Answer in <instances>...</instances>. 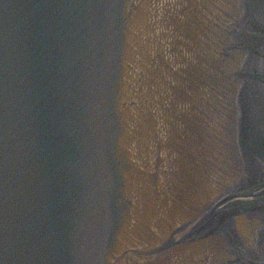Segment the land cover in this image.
Listing matches in <instances>:
<instances>
[{
  "label": "water",
  "instance_id": "1",
  "mask_svg": "<svg viewBox=\"0 0 264 264\" xmlns=\"http://www.w3.org/2000/svg\"><path fill=\"white\" fill-rule=\"evenodd\" d=\"M168 1L0 0V264H166L161 123L188 119Z\"/></svg>",
  "mask_w": 264,
  "mask_h": 264
},
{
  "label": "rangeland",
  "instance_id": "2",
  "mask_svg": "<svg viewBox=\"0 0 264 264\" xmlns=\"http://www.w3.org/2000/svg\"><path fill=\"white\" fill-rule=\"evenodd\" d=\"M207 1L201 0L195 52L196 120L203 147H197L195 174L198 173V181L194 175L192 179L194 177L196 187L206 184V191L213 194L215 188L210 181H217L221 187L215 194L222 195L246 191L251 185L264 181V0H216L220 13L214 32ZM232 3L234 8L230 10ZM211 34L215 36L210 42ZM212 60L219 66L214 74L217 85L209 81ZM229 60L230 69L226 67ZM230 81L235 86L233 92L229 90ZM213 86L218 93V125L223 130L220 142L226 138L233 143L234 165L241 164L237 177L232 179L222 176L221 164L213 157L214 147L218 145L211 127L214 107L212 110L209 93L212 94ZM205 176L210 181L205 182ZM238 218L255 219L261 224L244 233L237 223ZM211 229L212 233L206 238L210 237L213 248L217 240L224 242L231 255L226 264H264V193L251 199L233 200L227 210L219 211Z\"/></svg>",
  "mask_w": 264,
  "mask_h": 264
},
{
  "label": "bare ground",
  "instance_id": "3",
  "mask_svg": "<svg viewBox=\"0 0 264 264\" xmlns=\"http://www.w3.org/2000/svg\"><path fill=\"white\" fill-rule=\"evenodd\" d=\"M207 3L209 5L210 14L213 18L211 26H212V30L214 32L215 27L217 26V23H216L217 18L216 17L218 16V14L220 12H218L216 0H209V1H207ZM233 8H234V5L232 3L229 5V9L233 10ZM214 36L215 35L211 34L210 42L213 40ZM197 42H198V38L196 37L194 49H196ZM210 42H209V44H210ZM192 62H194V66H196L194 57H192ZM211 66H212V71L209 73V81L211 82V85L212 84L217 85V80L214 79V74L219 71V66L215 61L213 62V60H212ZM226 67L229 69L231 68L230 60L227 61ZM208 72H209V69L206 70L207 74H208ZM194 75H195L194 78L196 79L197 74L195 71H194ZM213 81H214V83H213ZM234 88H235L234 84L230 81V85H229L230 92H233ZM211 92L213 95L212 98L214 99V100L212 99L213 105H214V115H212L213 117L211 118V124H212L211 127H212L213 134L215 136V141L218 142V145L216 147H214L213 157L215 159H218L219 163L221 164L220 169L222 171V176L224 178H226V179L227 178H229V179L236 178L237 174L239 173V170L241 169L239 166L240 162L238 165H236V166L234 165L236 154H235L233 143L230 141H226V138L225 139L223 138L222 141L220 142V136L223 133V130H222V126L220 125V127H219V125H218L219 124V121H218L219 117L218 116L220 115V113H219L220 111H219V108L217 105L218 104L217 87L213 86ZM243 118H244V114H243L242 119ZM195 120H196V114H195ZM235 122H236V119H235ZM196 127H197V120H196ZM196 133L199 136H196ZM200 134H201L200 130H195V135L191 136V138H190L191 145H188V152L190 151L189 150L190 147H193L192 148L193 150L195 149L194 147H196V149L203 147V142L202 141L200 142ZM219 143H221L220 146H219ZM188 154L191 155L192 153L189 152ZM203 156L204 155L202 153L201 158ZM191 162H192V159H191ZM193 175L195 177V180L198 181V178H197L198 173L195 174L194 171L191 170V176H193ZM194 177H193L192 181L194 180ZM194 183H195V181H193V187H194ZM201 191H204V188ZM203 194H204L203 192H198V191L195 192L194 191L195 206H198V204L202 205L203 201L208 198V195H206V194L203 195ZM236 219H237V216L235 218V221H236ZM237 223H240V225L242 226L241 228L243 229L244 233H249V229L256 228L257 224H259V221L255 220V219H250V218H247V219L238 218ZM245 237L247 239L246 235H245ZM204 246H205V244L202 245V247H204ZM215 251L218 254V256L214 257L212 259H213V262H215L216 264H226V261L231 259V255L228 254L226 246L224 245V242L218 240L217 246L215 247ZM198 252L200 255H202L203 248H201V249L199 248ZM196 264H200V260H198L196 262ZM208 264H210V262H208Z\"/></svg>",
  "mask_w": 264,
  "mask_h": 264
}]
</instances>
